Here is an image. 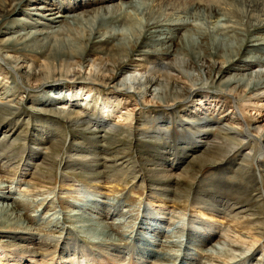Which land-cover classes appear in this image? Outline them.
<instances>
[{
  "label": "rangeland",
  "instance_id": "rangeland-1",
  "mask_svg": "<svg viewBox=\"0 0 264 264\" xmlns=\"http://www.w3.org/2000/svg\"><path fill=\"white\" fill-rule=\"evenodd\" d=\"M175 2L20 0L2 18L0 184L12 192L6 203L35 235L19 242L0 225V264H137L141 235L161 255L145 264H178L187 255L185 241L196 264H264V157L261 189L255 180L264 148V85L253 91L259 79L251 78L264 74V45L253 42H264V22L244 15L258 14L264 0ZM183 5L190 8L183 25L162 21L166 14L177 16ZM52 19L61 22L48 23ZM206 29L211 37L201 36ZM40 31L51 41L78 43L80 56L70 67L52 70L48 57L4 41ZM213 38L229 43L227 51L218 52ZM196 39L200 65L185 47ZM178 55L189 60L186 68ZM121 56L127 69L114 73ZM18 65L22 72L45 69L62 79L28 81ZM131 74L143 82L154 79L155 85L138 86L140 93L127 89ZM53 109L80 120L52 117ZM241 128L252 140L238 149L235 130ZM160 133L165 137L158 140ZM91 136L95 147L86 142ZM159 144L167 147H149ZM83 155L85 160L75 161ZM165 159L174 165L162 166ZM248 159L252 166L245 174ZM93 196L99 207L89 201ZM195 211L213 219L198 222ZM93 232L106 233L96 239ZM59 237L77 241V253H62Z\"/></svg>",
  "mask_w": 264,
  "mask_h": 264
},
{
  "label": "bare ground",
  "instance_id": "bare-ground-1",
  "mask_svg": "<svg viewBox=\"0 0 264 264\" xmlns=\"http://www.w3.org/2000/svg\"><path fill=\"white\" fill-rule=\"evenodd\" d=\"M19 1L20 0H3V2H1L0 1V22H1V20H2V18H5V16L7 15H9L10 13H12L13 12V10H15V7L19 4ZM162 1H164V4H168V5H172L173 4V2H177V0H162ZM179 1H181V0H179ZM175 2V3H176ZM185 3V2H184ZM181 4H183V1H182V3ZM186 4V3H185ZM167 5V6H168ZM170 5V6H171ZM175 5H177V4H174V6ZM253 5V4H252ZM170 6L168 7L169 9H170ZM259 6V5H258ZM176 7V6H175ZM175 7H174V9H175ZM173 7H171V9H172ZM183 9H180V12L177 14V13H174L175 12V10H174V14H176L177 16H175V15H171V14H166L165 15V18L162 20L163 22H164V20H166V22L167 21H169V22H175V23H177L178 25H183V23L185 22V21H182L183 20V18H185L186 16H188L189 15V9L190 8H188V7H185L184 8V5H183V7H182ZM44 8L43 7H41L39 10H43ZM177 9H178V7H177ZM179 10V9H178ZM177 10V11H178ZM257 10V9H256ZM170 11V10H169ZM176 11V12H177ZM244 11V10H243ZM258 11V10H257ZM51 15H53V14H50V15H48V16H51ZM244 15H245V18H249L250 20L251 19H256V20H261V22H264V8L262 7V8H260V11H259V13L257 14H255V15H257V16H255V15H253V14H251L250 13V11H246L245 13H244ZM55 18H60V16L58 15L57 17H55ZM52 22H48V23H51V24H58V23H60L61 21H56L55 19H52L51 20ZM217 28V25H215V26H213V28H211L212 30L213 29H216ZM11 30V29H10ZM212 30H208V29H206V30H202V32L203 33H201V36L202 37H211V33H213V32H211ZM14 31H12V32H9V31H6V32H4L3 34L5 35V34H11V33H13ZM46 34L47 33H44L43 31H40V32H35V33H26V34H19V35H14V36H11V37H9V38H6L4 41L6 42V41H14V42H16L18 45H19V47H20V49H19V51L20 52H28V53H35L36 55H40V56H42V55H44L45 56V58L46 57H48L49 59H48V65L47 66H50V67H48L49 69H54L55 67H64V68H66V67H70L71 66V64H72V60H73V57L74 56H80V54L78 53V51L76 52V50H77V48L78 47H80V45L78 44V43H69V42H66L65 40L64 41H59V40H57L56 39V41L53 39V41H51V39L49 38V37H45L46 36ZM198 40L196 39V40H188L187 41V43H186V51H192V52H194V54H195V58H196V62L200 65L201 63H202V61L203 60H201V58H202V53L200 52L199 53V51H198V49H197V47L199 46V41L197 42ZM253 42H255L256 43V45H255V47L256 46H262V45H264V42H262L261 40H260V38L259 39H255V40H253ZM212 43H213V47L218 51V49H219V47H222V50H224V51H227V48H229V46L228 45H230L229 43H227L225 40H223L222 38H213V41H212ZM126 43L125 42H122L121 43V46H123V45H125ZM134 46V48H137V44H136V46L135 45H133ZM73 48L75 49V52H73L74 50H73ZM201 49V48H200ZM235 50V49H234ZM237 50V49H236ZM198 51V52H197ZM216 51V52H217ZM219 52V51H218ZM204 53V52H203ZM172 54V53H171ZM205 54V53H204ZM203 54V55H204ZM225 55H227V53H224ZM235 55H236V53H235ZM165 56H167V55H165ZM170 56V55H169ZM185 55H178L177 56V58H181V60H183V58L182 57H184ZM228 56V55H227ZM230 56V55H229ZM82 57V56H81ZM80 57V58H81ZM127 56H125V58H126ZM204 58V57H203ZM227 58V57H226ZM184 59H185V61L184 62H182V64H184V66H183V68H186V66H188L189 65V60H186V58L184 57ZM46 61V60H45ZM119 62H118V65L119 66H117L118 67V69H117V71L116 72H114V73H117V72H122V71H124V70H126L127 69V67H125V60H124V58L121 56V58H119V60H118ZM261 61V60H260ZM249 62H252V61H249ZM258 62V61H257ZM195 63V62H194ZM260 63V62H259ZM264 64V63H263ZM19 66V68H17V71H18V69H20V74L23 76V77H26V79L28 80V81H30V80H33V81H35V82H38V83H41V84H48V81H50V80H52V79H54V81H59V80H61L62 79V77L60 76V77H57L56 78V73L55 72H49V76H48V72H46L45 71V69H43V71L42 70H40L39 72H35V70L34 69H31V70H28L27 72L25 71V72H22L21 70H22V67H20V65H18ZM17 66V67H18ZM129 68V67H128ZM202 69V68H201ZM150 71H147L146 73H149ZM18 74H19V72H18ZM77 74H79V73H77ZM77 74H74L73 76L75 77ZM51 75H52V77H51ZM143 78V77H142ZM252 79L254 78H258L259 79V82L257 83V84H255L254 85V87H253V89H255V90H253V91H259L260 90V88L264 85V74H256V75H252V77H251ZM116 80V77H114L113 76V78H109V81L110 82H114ZM128 81V80H127ZM51 82V81H50ZM237 83H239L238 81H235V82H233V84H234V88H233V90H235V91H237V88L238 87H240ZM237 84V85H236ZM146 86L145 87V89L147 90L149 87V85L151 86V87H153L154 85H155V80L154 79H150V80H145L144 82L142 81V80H139L138 79V77L136 76V75H133V74H131V77H130V79H129V81L128 82H124V86L127 88V89H137L138 90V93H140V91H141V89H139V87L138 86ZM236 85V86H235ZM204 87H206V86H202V87H194V88H192L191 90H190V93H196V92H198L200 89H203ZM231 88V87H230ZM248 88H250V85H249V87ZM149 91V90H148ZM192 93V94H193ZM262 93V92H261ZM262 94H264V92L262 93ZM49 115H51L52 117H57L58 115H60V116H67L68 118H69V120L71 121L72 119H76V120H80V118H79V115L78 116H74L73 117V114H72V112H66V111H60V110H51V111H49ZM49 119V118H48ZM99 123H101L102 124V127H100V128H105L106 129V127H105V123L104 122H102V121H99ZM99 125V124H98ZM96 128H99L98 126L97 127H95V129ZM89 131H91V134H95V131H92L91 129H88ZM235 134H237V137H238V139L236 138V147L238 148V149H240V148H242V147H244L245 145H247V144H251V141L250 140H252L251 139V137H252V135H250V133L247 131V130H245V129H243V128H241V129H237V130H235ZM244 134V135H243ZM163 135V133H160V135L157 137L158 138V140H160V137ZM92 138H90V139H87L86 140V142L88 143V144H90L91 145V147L92 146H96L97 144H98V141L95 139V137H93V136H91ZM162 137H165V136H162ZM162 139V138H161ZM8 140V138L6 137V136H4V141H7ZM165 141V140H164ZM227 141V140H226ZM161 142H162V140H161ZM231 142H232V140H231ZM1 143L3 144L4 142H3V140L1 141ZM167 143V142H166ZM165 143V144H166ZM149 147H151V149H153V150H155V151H157V152H159V150H161L163 147L165 148V147H167L166 145H161V144H159L158 146L156 145V146H149ZM233 147V146H232ZM231 147V148H232ZM5 148V146L3 145V146H1L0 147V152H3V149ZM262 151V153L260 154V157L259 158H257L256 159V164H257V168H258V170H257V172H256V175H255V180H257L256 181V185L258 186V187H260V189H261V185H262V179H261V177H262V175H261V170L259 169V166H260V160H261V158H263L264 157V148L261 150ZM231 152V151H230ZM162 156H164L163 155V153L161 154ZM175 157V156H174ZM245 157H247V158H249L250 156H245ZM72 158V157H71ZM73 158H75V157H73ZM93 158H94V161H92V162H95V163H97L96 162V157H95V155L93 154ZM176 158V157H175ZM86 158L84 157V155L83 156H80V157H77V158H75V161H83V160H85ZM177 159V158H176ZM179 161V160H178ZM182 161H183V159H182ZM245 163H246V166L244 167V173L245 174H248L249 173V171H250V168H251V162H250V160L248 159V160H245L244 161ZM243 162V163H244ZM175 163V162H174ZM174 163L173 162H171L170 161V159H165L163 162H162V166L164 165V164H167V165H174ZM177 164V163H176ZM175 164V165H176ZM254 175L253 176H251V179H252V181H254V183H255V180H254ZM137 179V178H136ZM249 180V179H248ZM7 188V187H6ZM6 188H4V186L3 185H1L0 184V225H1V227L3 228L4 226H6V229L4 230L6 233H8L9 235H13V239H15V240H19V242H27V241H31V240H33V238H34V235H35V233H34V235L31 233V231H30V229L29 228H27L26 227V225H24V223H23V221L21 220V218L18 216V214H17V212L14 210V208H13V206L11 205V204H8V203H6V201H8V200H11L12 199V197H11V193L12 192H7L6 190ZM150 191H152V189L150 188ZM161 191V190H160ZM156 192V191H155ZM162 192V191H161ZM164 193V192H163ZM155 194V193H154ZM158 194H160V193H158ZM93 195V194H92ZM93 199V200H92ZM261 199H263V201H264V197H263V195H261ZM92 201V202H94L95 203V206H93V207H96V206H98V204H99V200L98 199H96L94 196H93V198H91V199H89V201ZM119 205H120V203H118V208H119ZM206 206V205H205ZM99 207V206H98ZM199 208H200V206H199ZM104 209V208H103ZM115 209L117 210V208L115 207ZM202 209V208H201ZM233 209V208H232ZM101 210V209H100ZM102 211H104V210H102ZM118 211V210H117ZM206 211V210H205ZM209 211V210H208ZM115 214V213H114ZM113 216H115V215H113ZM189 216H193V215H189ZM192 218H197V221L199 220V221H202V220H205V221H207V220H210V219H213V217H210L209 216V214L207 213V212H204V211H195L194 212V216L192 217ZM196 221V220H195ZM198 221V222H199ZM191 223H193V222H191ZM203 223V222H202ZM209 227V226H208ZM145 230H149L150 228L151 229H154V231H155V225L154 226H150V225H146V227H143ZM158 229V228H157ZM33 230V229H32ZM159 230V229H158ZM162 230V229H161ZM91 231H93V230H91ZM90 231V232H91ZM33 232V231H32ZM158 232V231H157ZM162 232H165V231H162ZM105 233L106 232H103V233H101L100 235L98 234V232H93L92 234H95V235H98L99 237H93L94 235H92L91 233L90 234H88L89 236H91V238H96V239H101V238H104L105 237ZM159 233V232H158ZM211 233H213V232H211ZM156 235V234H155ZM157 236V235H156ZM101 237V238H100ZM17 238V239H16ZM147 236L146 235H141V240H140V242H139V244H140V246L139 245H137V247L139 246V248L141 249V258L140 259H138L137 257V264H145V262H149V259H151V258H159L161 255L158 253V252H156L154 249H153V243L151 244V242H149L147 239ZM138 239H140V238H138ZM39 240V239H38ZM41 240H43V239H41ZM36 241V240H35ZM62 239H61V237H59V238H55V242H56V244L60 247V250H61V252L62 253H69V252H75V253H77L76 252V247H77V241H74V242H72V243H68V242H65V238H64V240L62 241ZM96 241V240H95ZM44 242V241H43ZM98 242V241H97ZM137 242H138V240H137ZM27 243H29V242H27ZM46 243V242H45ZM51 243V242H50ZM96 243V242H95ZM94 243V244H95ZM61 244V245H60ZM97 245H99V244H97ZM103 245V244H102ZM76 246V247H75ZM96 246V245H95ZM101 247V246H100ZM99 247V248H100ZM21 248V247H20ZM27 248V247H26ZM79 248V247H78ZM99 248H97L98 249V251H99ZM109 248V247H108ZM155 248V247H154ZM95 249V248H94ZM100 250H101V248H100ZM108 250V249H107ZM112 250H113V248H112ZM118 250V249H117ZM122 250V249H121ZM139 250V249H138ZM184 250L186 251V257L185 258H182V257H180V259H179V263L178 264H196V263H194V261L193 260H195L194 258H193V255L194 256H196V254H194V252L192 251V248L188 245V243L185 241V246H184ZM219 250H221V248H219ZM19 251V250H18ZM102 251H104L105 252V249L103 250L102 249ZM110 251V250H109ZM109 251H107V252H109ZM115 251V250H114ZM126 251V250H125ZM106 252V253H107ZM112 252V251H111ZM118 252V251H117ZM116 252V253H117ZM135 252V251H134ZM221 252V251H220ZM223 252V251H222ZM221 252V253H222ZM105 253V254H106ZM99 254V253H98ZM102 254V253H101ZM104 254V253H103ZM102 254V255H103ZM110 253H108V255H109ZM114 254V253H113ZM124 254V253H123ZM128 255V254H127ZM130 255V254H129ZM137 255V254H136ZM110 256V255H109ZM108 256V258H110ZM114 256V255H113ZM118 256V255H117ZM126 256V255H125ZM132 256V255H131ZM138 256V255H137ZM104 257V256H103ZM178 257V256H177ZM135 258V259H136ZM234 258V257H233ZM113 259H115L116 261H118V259L117 258H113ZM152 260V259H151ZM178 260V259H177Z\"/></svg>",
  "mask_w": 264,
  "mask_h": 264
},
{
  "label": "water",
  "instance_id": "water-1",
  "mask_svg": "<svg viewBox=\"0 0 264 264\" xmlns=\"http://www.w3.org/2000/svg\"><path fill=\"white\" fill-rule=\"evenodd\" d=\"M101 117V116H100Z\"/></svg>",
  "mask_w": 264,
  "mask_h": 264
}]
</instances>
